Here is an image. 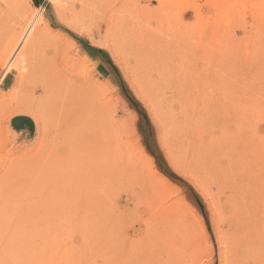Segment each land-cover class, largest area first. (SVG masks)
<instances>
[{
  "label": "rangeland",
  "instance_id": "374dc122",
  "mask_svg": "<svg viewBox=\"0 0 264 264\" xmlns=\"http://www.w3.org/2000/svg\"><path fill=\"white\" fill-rule=\"evenodd\" d=\"M0 264H264V0H0Z\"/></svg>",
  "mask_w": 264,
  "mask_h": 264
},
{
  "label": "bare ground",
  "instance_id": "6f19581e",
  "mask_svg": "<svg viewBox=\"0 0 264 264\" xmlns=\"http://www.w3.org/2000/svg\"><path fill=\"white\" fill-rule=\"evenodd\" d=\"M31 28H32V25H29L28 26V29H27V31H25L24 29L22 30V31H20L17 35H14V36H11V42H12V45L10 46V48H9V52L11 51L12 53H11V56L9 57V60H7L6 59V61L4 62L5 64V67H6V65L8 64V62L10 61V59H12L13 57H14V55H15V53H18L17 54V56L16 57H14L15 58V60H14V64L13 65H15L16 63H17V65H16V67L18 68L19 66H20V63L21 62H23V60H24V56L23 55H21V49L19 50V47H20V45L22 44V43H24L25 42V40L27 39V37H29L28 36V33H29V31L31 30ZM9 31H10V29H9ZM31 35V34H30ZM23 46V45H22ZM21 48V47H20ZM20 55L21 56H23V57H20ZM19 57H20V59H19ZM2 65V64H1ZM13 67V66H12ZM15 67V66H14ZM13 67V68H14ZM16 68V69H17Z\"/></svg>",
  "mask_w": 264,
  "mask_h": 264
},
{
  "label": "snow or ice",
  "instance_id": "6c2138e0",
  "mask_svg": "<svg viewBox=\"0 0 264 264\" xmlns=\"http://www.w3.org/2000/svg\"><path fill=\"white\" fill-rule=\"evenodd\" d=\"M98 55H103V53L102 52L101 53H98ZM101 71H103V69H101ZM208 231H209V234L211 235V229L210 228L208 229ZM211 243L214 245L215 244V240L212 239L211 240Z\"/></svg>",
  "mask_w": 264,
  "mask_h": 264
},
{
  "label": "trees",
  "instance_id": "16d2710c",
  "mask_svg": "<svg viewBox=\"0 0 264 264\" xmlns=\"http://www.w3.org/2000/svg\"><path fill=\"white\" fill-rule=\"evenodd\" d=\"M37 2V1H36Z\"/></svg>",
  "mask_w": 264,
  "mask_h": 264
}]
</instances>
